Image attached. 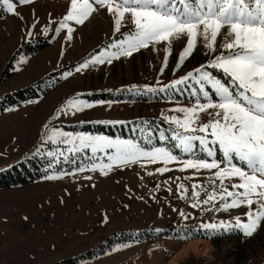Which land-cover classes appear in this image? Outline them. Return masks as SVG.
Returning <instances> with one entry per match:
<instances>
[{"label":"rangeland","instance_id":"374dc122","mask_svg":"<svg viewBox=\"0 0 264 264\" xmlns=\"http://www.w3.org/2000/svg\"><path fill=\"white\" fill-rule=\"evenodd\" d=\"M69 6L70 0H28L23 5L17 3L16 12L22 18L0 6V172L26 158H33L41 168L40 175H30L24 183L0 186V264H168L185 244L196 239L208 241L210 249L205 254L188 251L177 264H264V226L251 238L236 232L201 230L210 240L196 237L174 250L184 239L173 238V230L237 215L246 219L243 213L247 206L221 212L209 210L212 203L191 207L193 184L199 191L198 200L211 190L207 188V171L193 175L194 170L170 162L168 171L156 173L155 168L163 166L157 161L113 167L106 174L98 170L76 173V164L83 165L91 156L90 150L75 155L63 145L48 141L45 152L64 149L65 155L74 156L75 163L61 156L49 167L50 158L35 155L46 124L67 131L123 138L154 136L158 140L159 130L169 126L163 118L180 116L182 113L174 109L195 102L191 94L194 82L164 92L135 89L144 85L160 88L210 58L199 40L181 63L179 53L186 46V38L175 39L170 47L159 42L155 48H141L130 56L114 57L110 64L79 72L74 68L70 76H64L65 66H78L83 58L103 51L102 44L108 38H118V34L113 35L110 15L100 11L81 25L71 22L73 38L65 40V32L54 29L55 21ZM49 20L53 21L52 30L45 33L43 28ZM127 27L130 25L122 31ZM217 40L219 48L224 37L218 35ZM44 42L47 44L41 47ZM38 80L42 81L36 95L3 105L6 95ZM77 93L84 94L81 98L93 106L74 115L55 117V110ZM6 107L8 111H4ZM201 117L208 119L203 113ZM232 182L238 183V178ZM178 185L187 189L183 197ZM220 202L217 198L214 203ZM181 211L189 218L185 220Z\"/></svg>","mask_w":264,"mask_h":264},{"label":"snow or ice","instance_id":"6c2138e0","mask_svg":"<svg viewBox=\"0 0 264 264\" xmlns=\"http://www.w3.org/2000/svg\"><path fill=\"white\" fill-rule=\"evenodd\" d=\"M27 2L0 0V6L22 18L16 12L17 3ZM100 11L110 15L113 35L118 34V38H108L102 44L103 51L94 52L90 59L83 58L78 66H65L64 76H70L74 68L79 72L97 64H110L114 57L130 56L149 46L155 48L159 42L170 47L173 40L186 38V46L179 53L182 63L202 40L200 46L208 49L205 54L210 57L207 63L160 88L144 85L135 89L137 92H164L192 81L191 94L195 102L174 109L182 115L163 118L169 126L159 130L158 140L154 136L123 138L67 131L46 124L35 155L50 158L49 167L57 164V158L61 156L75 163L74 156L65 155L64 149L45 152V141H48L63 145L68 153L75 155L90 150L88 160L83 165L76 164V173L98 170L106 174L113 167L137 163L151 165L157 161L163 166L156 167V173L168 171L170 162H178L181 169L194 170L193 175L207 171L210 174L207 188L211 190H206L201 201L197 199L199 191L193 184L191 207L195 209L201 204L212 203L209 210L221 212L247 206L243 213L246 219L237 215L229 220L202 223L196 228L185 226L173 230V238L191 239L201 234V230L222 234L236 232L251 238L259 227L264 226V0H70L66 14L55 21L54 31L63 30L65 40L70 41L73 38L71 22L81 25L92 13ZM52 23L49 20L45 24V33L52 30ZM127 25L130 27L122 31ZM218 35L224 37L219 44L223 51L216 47ZM214 70L222 72L223 76L218 77ZM83 95L77 93L69 97L55 110L54 116L66 117L91 108L93 102L81 98ZM201 113L208 117L206 121L202 120ZM233 178H238V183H233ZM177 190L181 197L187 192L183 185H178ZM217 198L221 201L219 205L214 203ZM254 204L257 205L255 209ZM180 215L185 220L189 218L182 211ZM104 219L107 220L106 215Z\"/></svg>","mask_w":264,"mask_h":264},{"label":"trees","instance_id":"16d2710c","mask_svg":"<svg viewBox=\"0 0 264 264\" xmlns=\"http://www.w3.org/2000/svg\"><path fill=\"white\" fill-rule=\"evenodd\" d=\"M47 43L44 42L41 47L45 46ZM214 72L217 74L221 75V72L218 70H214ZM42 80H38L36 83L32 84L31 86L26 87L25 89L18 90L12 94L6 95L5 101L3 105H10V104H15L19 103L22 100L32 97L37 94L36 89L38 86V82ZM49 90L47 88L44 90L43 93H46ZM42 166V165H40ZM31 168H34L35 170L32 171ZM41 174V168L35 164V161L33 158H26V160L20 161L14 165H12L10 168L3 170L0 172V186H8L11 184H16V183H24L28 181L31 176L30 175H40ZM29 175V176H28ZM30 177V178H28ZM196 237H206L203 234L196 235ZM193 239V238H191ZM209 239V238H208ZM190 240V239H188ZM187 240V241H188ZM210 240V239H209Z\"/></svg>","mask_w":264,"mask_h":264},{"label":"bare ground","instance_id":"6f19581e","mask_svg":"<svg viewBox=\"0 0 264 264\" xmlns=\"http://www.w3.org/2000/svg\"><path fill=\"white\" fill-rule=\"evenodd\" d=\"M201 244L204 246H201ZM209 243L208 241L196 239L189 241L187 244H185L180 251H178L169 261L168 264H177V259L188 253V251L198 252L201 251L202 254H205L209 250Z\"/></svg>","mask_w":264,"mask_h":264},{"label":"crops","instance_id":"0c3cea01","mask_svg":"<svg viewBox=\"0 0 264 264\" xmlns=\"http://www.w3.org/2000/svg\"><path fill=\"white\" fill-rule=\"evenodd\" d=\"M187 240H188V239H187ZM187 240H183V241H181V242L179 243V245H178L177 247L174 248V250L178 249L179 246L184 245V244H185L184 242H187ZM167 257H168V256H166V258H167ZM165 260H166V259H165ZM167 262H168V261H166L165 263L167 264Z\"/></svg>","mask_w":264,"mask_h":264}]
</instances>
